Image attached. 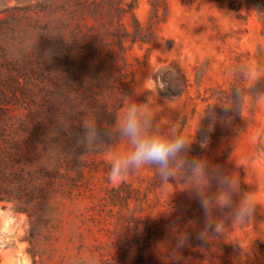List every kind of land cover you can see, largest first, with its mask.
Instances as JSON below:
<instances>
[{"label":"rangeland","instance_id":"374dc122","mask_svg":"<svg viewBox=\"0 0 264 264\" xmlns=\"http://www.w3.org/2000/svg\"><path fill=\"white\" fill-rule=\"evenodd\" d=\"M84 1L0 0V159L24 179L0 175L23 207L0 201V264H264V20L245 0ZM131 104L189 142L172 176L109 178Z\"/></svg>","mask_w":264,"mask_h":264},{"label":"clouds","instance_id":"9594fccd","mask_svg":"<svg viewBox=\"0 0 264 264\" xmlns=\"http://www.w3.org/2000/svg\"><path fill=\"white\" fill-rule=\"evenodd\" d=\"M120 131L130 143V150L118 157L112 164L109 178L113 182H119L122 173L129 168L139 169L145 165H157L166 176H172L173 163L178 161L180 153L189 146V142L183 137L175 136L169 139L158 131L151 130L150 119L146 116L141 106L131 104L121 121ZM183 165V161L179 162ZM190 167L193 173L204 177V165L201 162L192 161ZM200 196L201 207L207 211L208 200ZM254 204L251 197L241 202L238 218H243L251 213Z\"/></svg>","mask_w":264,"mask_h":264},{"label":"trees","instance_id":"16d2710c","mask_svg":"<svg viewBox=\"0 0 264 264\" xmlns=\"http://www.w3.org/2000/svg\"><path fill=\"white\" fill-rule=\"evenodd\" d=\"M246 4H247V8L251 9L255 12V14L260 18L264 20V16L262 14V9L264 7L263 3L261 2V0H245ZM79 2L81 3V5L84 3H86L84 0H79ZM13 153L14 151L6 149V154L8 156V161L3 159H0V175L3 177H9L7 175H14L17 178V182L19 187H23L24 183V179L23 176L20 173V170H18L15 165H14V157H13ZM7 193H1L0 190V201L1 200H11L13 201V207L16 210H19L21 208H23L18 199H14V196L10 195L11 193H8V191H4Z\"/></svg>","mask_w":264,"mask_h":264},{"label":"bare ground","instance_id":"6f19581e","mask_svg":"<svg viewBox=\"0 0 264 264\" xmlns=\"http://www.w3.org/2000/svg\"><path fill=\"white\" fill-rule=\"evenodd\" d=\"M2 210H3V209H2ZM0 211H1V210H0ZM5 211H6V210H5ZM8 211H9V210H8ZM8 211H7V212H8ZM9 213H10V212H9ZM7 214H8V213H7ZM11 214H12V213H11ZM10 218H11V216H8V219H10Z\"/></svg>","mask_w":264,"mask_h":264}]
</instances>
